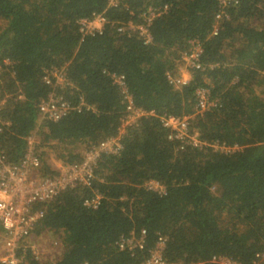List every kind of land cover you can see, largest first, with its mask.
<instances>
[{
  "label": "trees",
  "instance_id": "trees-1",
  "mask_svg": "<svg viewBox=\"0 0 264 264\" xmlns=\"http://www.w3.org/2000/svg\"><path fill=\"white\" fill-rule=\"evenodd\" d=\"M164 5L145 21L150 7ZM102 11L103 29L83 34L79 19ZM130 23L147 24L151 40ZM195 40L201 66L176 85L168 72L178 73ZM0 67V147L11 164L32 148L38 177L59 173L50 150L80 162L118 134L130 101L196 113L184 138L170 137L159 116L140 115L123 147L102 153L92 186L35 205L44 215L28 242L41 244L49 232L59 248L44 258L29 247L26 264H142L157 248L169 264H264V0H0ZM56 68L66 81L47 83L45 72ZM204 88L216 103L197 113ZM53 92L70 105L57 120L40 115ZM194 131L202 144L188 141ZM97 194L96 206L84 202ZM127 237L134 246L121 247Z\"/></svg>",
  "mask_w": 264,
  "mask_h": 264
},
{
  "label": "built area",
  "instance_id": "built-area-1",
  "mask_svg": "<svg viewBox=\"0 0 264 264\" xmlns=\"http://www.w3.org/2000/svg\"><path fill=\"white\" fill-rule=\"evenodd\" d=\"M221 5L230 0H220ZM118 0H110V5H117ZM168 5H164L157 10L153 7L146 11L144 19L148 23L151 17L158 16L165 11ZM108 18L105 11L94 13L90 17L79 19V29L83 34L93 31H101L107 23ZM147 25V24H146ZM146 25L131 24L133 28H138L140 33L145 37V42L151 40V35ZM216 32V31H215ZM202 50L200 41L192 42L191 48L183 53L184 63L178 66V73L168 72V78L176 85L186 84L191 79L190 67H200L198 56ZM2 67H0L1 74ZM123 75L113 74L116 82L123 85ZM47 83L61 84L66 81V76L58 68L47 70L44 74ZM1 80V79H0ZM56 91V88H53ZM129 96V95H128ZM200 99L197 103V113L214 106L216 100L212 97L209 89L199 90ZM131 99V97L129 96ZM5 101L0 99V112L4 107ZM41 117L57 120L66 114L70 105L62 96H57L56 92L50 93V97L43 99L39 103ZM129 113L124 119L123 127H119V132L109 138L102 139L97 145L85 151V157L80 162L67 163L64 161H52L54 168L59 170L56 175L37 176V171L41 167V160L32 148H29L18 163L11 164L7 161L3 149L0 147V264H26L24 252L30 247L31 251L38 257L44 254L46 246L41 244H32L28 242V237L35 232L37 224L44 215L42 207L36 208L39 203H48L54 200L58 195L67 188L75 187L81 183L87 187L92 186L93 182L99 178V170L102 162V153H116L123 147L124 133L126 126L134 122L137 117L143 114L152 113L161 118L164 126L169 128L170 137L179 136L184 138L190 125V119L195 118L196 113L177 116L166 112L156 113L154 110L148 111L135 107L130 101L128 105ZM3 117L0 113V132L3 130ZM188 141L192 144L199 145L204 141L198 131L189 134ZM221 150H230L231 147L223 144L216 145ZM237 148V146L233 147ZM102 180V178H100ZM100 195L85 198V203L97 205ZM49 234V232H47ZM53 249L59 248L57 239L52 237ZM163 242H161L162 244ZM121 247L129 245L134 246V239L127 237L121 241ZM41 245V246H40ZM20 248L24 249L21 254ZM226 264H240L236 260L224 259ZM82 264H88L87 262ZM142 264H169L163 260L159 248L152 249L150 255L146 257Z\"/></svg>",
  "mask_w": 264,
  "mask_h": 264
},
{
  "label": "rangeland",
  "instance_id": "rangeland-1",
  "mask_svg": "<svg viewBox=\"0 0 264 264\" xmlns=\"http://www.w3.org/2000/svg\"><path fill=\"white\" fill-rule=\"evenodd\" d=\"M183 63V62H182ZM49 153L53 156V157H51V160L52 161H54V162H57V161H59V160H57V158H55L56 157V155H55V151L54 150H50L49 151ZM48 234V233H47ZM43 237V243L44 242H50L51 240H52V237L48 234V235H43L42 236ZM41 240V239H40ZM41 246V245H40ZM44 246H46V244L44 245ZM45 251H44V254H43V257L44 258H49V256H51L52 255V250L48 247V246H46V248L44 249ZM223 263L225 262L224 260L222 261Z\"/></svg>",
  "mask_w": 264,
  "mask_h": 264
},
{
  "label": "crops",
  "instance_id": "crops-1",
  "mask_svg": "<svg viewBox=\"0 0 264 264\" xmlns=\"http://www.w3.org/2000/svg\"><path fill=\"white\" fill-rule=\"evenodd\" d=\"M48 235V234H47ZM44 244H46L48 247H51V245H52V242L50 241V242H44ZM56 251L58 250V249H55ZM54 249H53V251H55Z\"/></svg>",
  "mask_w": 264,
  "mask_h": 264
}]
</instances>
